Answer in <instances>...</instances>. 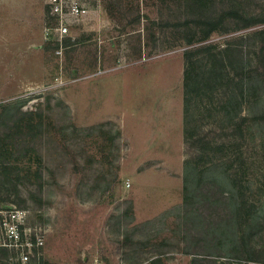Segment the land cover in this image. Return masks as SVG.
I'll return each mask as SVG.
<instances>
[{
	"label": "rangeland",
	"instance_id": "rangeland-1",
	"mask_svg": "<svg viewBox=\"0 0 264 264\" xmlns=\"http://www.w3.org/2000/svg\"><path fill=\"white\" fill-rule=\"evenodd\" d=\"M81 1L89 14L59 42L46 34L44 0H0V206L26 208L32 238L42 237L27 264H245L249 256L263 264L258 132L231 147L244 156L237 174L248 187L236 194L244 208L235 212L228 189L210 179L184 194L183 165L199 148L188 135L235 141L221 133L217 94L190 100L186 112L191 30L173 25L187 15L186 0H117L124 9L114 17L107 0ZM239 1L247 12L264 6ZM250 29L214 31L202 43L223 46ZM233 231L245 233L240 247ZM0 264H14L8 250Z\"/></svg>",
	"mask_w": 264,
	"mask_h": 264
},
{
	"label": "trees",
	"instance_id": "trees-1",
	"mask_svg": "<svg viewBox=\"0 0 264 264\" xmlns=\"http://www.w3.org/2000/svg\"><path fill=\"white\" fill-rule=\"evenodd\" d=\"M104 2L111 17H114L116 7L121 5L124 9L117 0ZM220 4L222 6L216 10L214 0H186L187 15L176 18L173 24L176 28L184 29L181 32L191 30V33L183 36L185 43L189 44L183 51L186 62L183 78L186 112L190 100L212 99L217 94L221 127L228 130L221 133L231 135L235 140L231 145L223 142L213 146V139L206 140L207 135L195 137L193 131L188 135L194 137L192 144L199 148L195 157L186 160L183 165L184 194L196 192L204 179H210L213 184L228 189L230 205L237 212V209L245 207L246 200L236 194H244V188L248 186L237 174V168L241 169L245 163L240 145L235 150L231 147L240 144L249 135L255 139L258 132L264 152V6L257 12H247L239 0H222ZM131 21L139 22V13ZM151 23L152 20L147 19L145 28ZM248 27L252 29L227 39L223 46H214L212 42L202 43L214 31L227 33L230 29L236 31ZM248 39H251L253 47L251 57L243 50ZM13 107H16L15 103L1 108L8 112ZM23 125L32 126L28 122ZM254 220L251 213L245 218L248 226ZM231 235L232 241H235L234 247H240L236 241L241 243L245 233L238 235L233 231ZM246 261L260 264L253 256Z\"/></svg>",
	"mask_w": 264,
	"mask_h": 264
},
{
	"label": "built area",
	"instance_id": "built-area-1",
	"mask_svg": "<svg viewBox=\"0 0 264 264\" xmlns=\"http://www.w3.org/2000/svg\"><path fill=\"white\" fill-rule=\"evenodd\" d=\"M49 7V24L46 34L52 39L62 42L70 35L76 22L85 18L90 8L81 0H44ZM28 224V210L14 204L0 206V251H9V260L14 264H27L32 247L40 245L42 237L31 236Z\"/></svg>",
	"mask_w": 264,
	"mask_h": 264
},
{
	"label": "crops",
	"instance_id": "crops-1",
	"mask_svg": "<svg viewBox=\"0 0 264 264\" xmlns=\"http://www.w3.org/2000/svg\"><path fill=\"white\" fill-rule=\"evenodd\" d=\"M97 83H99V81H98ZM248 264H259V263H255V262H248Z\"/></svg>",
	"mask_w": 264,
	"mask_h": 264
}]
</instances>
